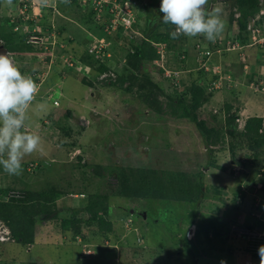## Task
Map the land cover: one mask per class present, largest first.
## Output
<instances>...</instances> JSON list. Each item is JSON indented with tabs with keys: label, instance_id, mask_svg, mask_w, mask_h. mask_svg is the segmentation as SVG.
Returning <instances> with one entry per match:
<instances>
[{
	"label": "rangeland",
	"instance_id": "1",
	"mask_svg": "<svg viewBox=\"0 0 264 264\" xmlns=\"http://www.w3.org/2000/svg\"><path fill=\"white\" fill-rule=\"evenodd\" d=\"M140 1L144 5L146 4V9L153 6V4H155L154 7L157 5L152 18L158 20V17L163 16V13L159 11L161 5L158 2L159 0ZM212 1L213 5H210V7L212 6L211 8L209 7L210 11H213L211 13L216 14L218 10L221 20L224 22L228 21L232 27L235 26L231 21V15H233L234 11V0ZM10 6L12 4L8 5L6 0H4L3 8L6 10ZM73 17L75 20L77 15L74 14ZM2 18L0 14L1 22ZM53 21L56 23L55 15L45 19L47 25H54ZM142 21L144 26L145 19H142ZM85 27L91 29V26L86 24H80L77 30L67 21H63L60 24L61 30L64 29L67 33L72 31L74 37L77 40H83V47L87 48L88 45L92 44V40L87 37V33L84 30ZM117 38L118 36L113 34L112 42L114 46L112 54L114 56L109 62L112 67L110 75L113 79L117 78V71L121 68L119 60L121 59V51L124 50V46L120 44L122 40L119 42ZM199 38L205 39L203 35H198L194 38L187 37L186 51H190L191 55L197 54L192 47H194ZM114 42H118L119 45L114 44ZM46 43L48 48L47 59L41 57L39 60L40 63L46 61V65L41 63V67L45 70L51 68L50 64L58 67L49 73L42 91L41 88L38 89L37 92L39 94L33 100L26 114L29 133L38 135L41 143L38 151L25 156L22 161V174L25 177L34 178L35 176L26 173L24 164H41L43 168L41 174H49L54 171L52 177L50 175L47 176L48 179L51 178L50 183L47 182L46 184L45 182L44 185L52 183L53 186H59L62 190L63 188L67 189L65 186L70 181L73 183L74 174H79L76 166L78 157H82V163L85 162L88 165L90 176L93 168L100 174V176L96 177L99 187L95 188L92 186L91 191H99L102 194L117 193L119 187L110 185L108 182L111 181V183L117 184L118 170H120L119 168H125L122 169L124 171L123 174L128 178L134 173V169H143L149 174L151 171L157 170L158 174L153 179L158 181L170 182L174 178V174L178 172L184 173L187 177L190 176L195 182H197V179L201 181L202 177V181L206 186L207 196L199 205L171 199L155 201L153 202L154 210L149 209L148 203L145 205L146 201L143 199L130 201L114 196L110 202L111 213L109 218L115 226L118 238L113 237L112 241H108V243L111 245L116 244L119 236H124L125 232L128 235L127 240L130 241L129 245L122 243L117 248L112 247L109 249H105L102 245H97L96 248H90L89 256L81 258L78 257V250L75 246L70 247L71 250L69 251H67L65 244H58V248L48 246L59 243L55 240V224H53L51 230L47 229L41 236L40 246H47L34 247L32 254L26 255L25 252L29 249L24 246L23 242L17 241L12 247L18 254L15 256V261H10L5 257L0 264H24V260L32 258L36 253L48 257L45 264H50L48 262L49 259H54V264H58V262L62 264H74V262L75 264H126L127 250L130 251L131 249L133 256L137 259L140 258L138 264H221L222 260L226 261V264H248L246 261L249 258V254L245 249L247 246L244 243V239L240 238L235 229L236 226L240 230L246 227L239 224L241 212L233 208V202L243 196L242 191L247 196L250 195L248 190L254 188V182L258 181L262 169H258L259 164L252 165L249 163L251 158L244 157V159H240L242 163H236L237 165H244L240 173L236 171V175L232 174L231 169L233 166H236L235 169L237 170L240 168L236 164L231 163L230 136L224 132L229 115L226 114L224 109L227 104L234 106L233 113L239 108L238 113L240 116L244 115V118L240 120L237 129L239 131L242 130L246 122L245 118L249 116L247 111H250L253 105L242 104L243 98L241 96L238 98L240 103H236L237 100L233 95L242 94L246 98V93L257 92L259 91L258 88H253L252 85L246 83L240 84L238 80L234 79L235 85L233 88L226 90L231 95L227 99L225 97L224 99L222 98L224 105L213 106L210 104L212 100L208 103L209 105L202 107L198 113L199 119L206 121L208 128L219 130L213 139L205 140L191 120L172 115L166 106H164L166 108L164 113L155 112L147 107L143 99L138 96L142 92L141 88L148 84L146 75H151L152 80L161 83L165 89L169 87L170 81H167L160 70V65H157L156 62H145L142 65L141 73L137 74L132 71L125 79L126 84L121 87L118 85H115L116 87H107L104 85L106 80L103 79L104 76L98 78L95 76L92 79L94 83H97V87L92 91L90 87L77 80L75 74L66 77V79H62L59 76V72L63 71L64 66V57L59 54L62 49L55 50L54 42L52 44ZM3 44L4 41L0 38V54L8 53L5 48H1V46H4ZM127 45L129 47V41ZM59 47L58 45L57 48ZM83 47L74 46L75 52L80 53L84 50ZM73 51L68 47L63 52L71 56ZM52 52L54 53L53 55H48ZM67 54L63 56L66 57ZM83 54L84 51L81 52L82 56ZM81 55L78 56L80 61H82ZM221 58L225 62L230 59H233L232 62L237 61L236 54H224ZM245 61L249 62V57H245ZM188 65L190 66V58ZM257 65L264 66L263 60H260ZM207 66L209 67L211 64H207ZM74 70L75 72L79 71L77 67ZM114 71L115 73H113ZM232 72L235 73L236 71L232 70ZM93 75L94 73L91 74V76ZM260 75L263 77L264 73ZM125 87L130 88L131 91L126 90ZM146 87V93L150 92V96L160 95V92L157 94H155L156 92H151V90L157 91L154 86ZM217 87L222 89L221 93H225L223 80L217 83ZM55 102H58V105H55ZM159 107L158 105L157 108ZM255 112H257L256 106ZM257 113L261 114L262 118L264 109ZM39 125L42 129L41 133L36 132ZM59 140L64 141L66 151H70L71 146L74 147L77 144L72 149L74 154L78 153L77 157L71 158L72 162L70 164L64 162L57 164L52 160V158L57 156L55 151H53L54 145H63V143H58ZM242 154V152H238L237 157ZM261 161H264V155H262ZM219 166L227 170H222L218 168ZM106 167L108 169H105ZM20 177L21 175H14L13 179L17 178L20 181ZM41 179L43 178L41 177ZM22 180L23 183L28 181ZM22 185L16 184V182L11 183L9 186L11 190L9 189L8 192H12V197H17ZM220 192H222V195L224 193L223 197L218 195ZM18 198L14 199L17 200ZM83 201L84 199H76L73 195L64 196L62 202L59 203L62 206L63 215L70 218L72 213L79 209L76 206L77 202ZM150 203L152 204V202ZM59 205L55 213L60 211ZM131 210L134 214H131ZM143 212L148 215V218L141 217ZM89 216L87 212H82L79 215L82 225L86 226L89 224ZM130 220L133 222L132 228L127 229ZM89 225L97 226L96 223L91 222ZM91 230H98V228L91 227ZM176 231H179V234L181 233V236H178V240L174 234ZM235 234L237 237H235ZM15 237L19 239L18 234L14 235L13 240ZM141 237L145 242L140 246ZM186 238H190V244L186 248L191 250V252L180 254V261L178 262L170 259L168 257L170 249H166L162 245L172 243L176 246V242H181L182 246H184ZM67 240H70V237H67ZM241 243L243 244L240 248L237 245ZM7 246L1 244L0 248L5 250ZM142 249H144L143 253H141ZM146 249H149L150 252H146ZM251 258L252 255L250 254Z\"/></svg>",
	"mask_w": 264,
	"mask_h": 264
},
{
	"label": "trees",
	"instance_id": "2",
	"mask_svg": "<svg viewBox=\"0 0 264 264\" xmlns=\"http://www.w3.org/2000/svg\"><path fill=\"white\" fill-rule=\"evenodd\" d=\"M158 2L161 3L162 0H159ZM212 3L213 1L211 0L210 5H213ZM154 5L155 4H153V6L147 9V18L144 21V26L143 21L134 25V30L138 31L139 34H137L135 36V39L129 43V47L127 45V42L129 40L125 37L123 31H117V39L119 40V42H121L122 40V46H124V50L121 51V55L126 59V63H121V71H117V78L113 79V77L109 76L108 79L104 81V85L107 87H116L115 85H118L120 87L123 86L124 84H126L125 79L127 78L128 74H130L132 71H135L137 74L141 73L142 65H144L145 62L154 63V61L159 58V55L157 53V47L153 44V42L167 43L170 52L169 68L164 69L161 67L160 70L164 74L167 81H170L169 87L165 89V87H162L161 83L154 82L152 80L153 78L151 77V75H146V80L148 84H145V86L141 88L142 92H140V95L138 96L143 99V102L146 103L147 107L151 108L155 112L164 113L167 108V110L172 115L191 120L196 125V128L199 130L202 137L205 140H211L214 136H216L219 130L208 128L206 121L199 119L198 113L201 108L204 107L205 104L210 103L215 97V95L220 92V90L216 88L215 84L217 81L220 80L221 77L226 79L228 75L231 74V67L230 65H228V63H221L223 66H220L219 62L215 61L216 58L214 57L215 64L212 68L208 70L207 68L202 66V63H199V58L197 57L198 55H195L193 60L197 64V71L189 75L180 76V78L179 76L175 77L174 74H176L179 69L183 70L186 66V61L189 60V56H187L186 53L187 37L184 35H180L178 39H172L170 33L175 31V26L171 24L157 22V19L152 18V15L155 13L154 9L157 6L156 5L154 7ZM59 8L65 13H68L69 11L78 13L77 16L80 15L78 18L79 22L81 24L91 26V32L96 33L98 31L100 37H107L109 40H112V37L106 31H104V26L102 24H99V22L97 21L96 11L94 10V8H91V13L89 15H84L81 12V3L79 0H70V3H65V0L60 1ZM210 8L209 12H213L212 10L210 11ZM233 8L234 11L233 15H231V21L239 30V37L242 40V44H250L251 32L249 28L258 27L260 26V24L264 25L263 20L257 21V16L259 15V12L264 9V0H234ZM104 16L108 17V15ZM10 26L11 25L0 26V38L4 41L3 48H5L7 52L16 51L18 53H28L31 48L26 44L24 40H17L13 38ZM199 40L203 43L208 42L206 38H199ZM114 44H118V42H114ZM112 46H114L113 42ZM220 50L223 55L227 53H232L227 50L225 45L221 46ZM183 57L185 58L182 59ZM81 59L84 64H87L92 68V74L94 73V75L91 77H77L81 79V82L84 85L90 87L93 91V89L97 87V83H94L92 78H95V76L98 78L102 74H107L112 69L108 67L107 63H105L104 61L102 62L101 60H97L95 58V55L89 54L88 51L84 52ZM240 63L243 66L246 65L241 60ZM63 65V71L61 70L59 72V76H67L66 74L72 73L71 71L75 72L74 69L76 68V65L69 66L65 61H63ZM218 66L222 68L220 73H217ZM56 67L58 66H51L49 71L55 70ZM167 71H170V74L172 76H167ZM29 72L35 83L40 84L42 89V86L46 82L48 76H46L45 81H41L36 77H38L41 74L40 72H43V70L35 68ZM234 78L236 77L234 76ZM150 85L154 86L155 89H157V91L151 90V92H156L155 94L160 92L159 96H150V92L146 93V86L149 87ZM125 89L131 91L130 88L125 87ZM55 103L58 104V102ZM158 105L160 106L159 108H157ZM164 106H166V108ZM233 107V105L227 104L224 109L226 111V114L229 115V118L226 120L224 132H226L230 136L229 149L232 157L231 163H242V160L240 159L248 157V159L251 158L249 163H251L252 165L259 164L258 169H264V161H261V157L262 155H264V118H246L244 127L242 128V130L239 131L237 129L239 127V123L237 124V121L239 119H242L243 117L239 115L238 108L233 113ZM25 128L26 131L29 133L28 127L25 126ZM23 130L24 129H22V131ZM61 141L62 140H59L58 143H61ZM238 152H242L243 154L237 157ZM82 162L83 158L78 157V166L76 167H78L79 174L78 176L74 174L75 178L73 183H71L70 181L65 186L67 187V189L63 188V190H58V193L62 196L75 194H86L88 196V203L86 206L77 209L75 212L72 213L70 218L63 219L61 222V228L63 230V233L65 235H68V237H70V240H68V242L65 238L61 239L60 242H63V244L65 245L66 243H71V245L68 244L67 251L71 250L70 247L75 246L78 250V257L81 258L89 256L87 254L90 253L92 247L96 248L97 245L92 242L95 236L97 237V239H99L98 245L104 246L105 249L112 247L117 248L118 246H120L119 244L111 245L108 243V241H112L113 237L116 239L118 238L116 235L115 226L109 218L111 213V197L115 196L131 201H137L139 199H171L199 205L207 196L206 186L202 181L201 176V181L197 179V182H195L190 178V176L187 177L184 173L178 172L174 174V178L170 180V182L164 180L158 181L156 179H153L154 176H157L158 174L157 170H153L149 174L143 169H134V173H132L128 178L126 177V175L123 174L124 171L122 169L125 168H119L120 170H118L117 184L111 183V181L108 182L110 185H117L119 187L117 193L113 192L111 194H102L99 193V191H91L92 186H94L95 188L99 187L96 177L100 176V174L98 173V171L95 170V168H93L91 169L90 176V171H88L89 169L87 163ZM31 165L34 168L31 174H34L36 173L38 165L27 163L24 164V168L26 169V173H28V167ZM218 168L222 170H227L222 166H219ZM105 169H108V167H106ZM232 174L234 175L235 172H233ZM22 176L23 174H21V177ZM1 191L3 192L4 190ZM20 195L24 198L21 202H18L15 199L13 200L15 202H0V219L6 221H19L21 223L22 228L21 235L19 236V241L26 244L30 241L33 242V228L38 220V216H41L40 220L43 221L44 219H51L53 215L43 210V205L44 207H49L43 204L45 202V198H48H43V195L40 192L34 193L33 191H25L24 194ZM218 195L220 197H223L224 193L222 195V192H220V194ZM243 196H241L240 200H234L233 208H235L236 210H239L240 206L243 204ZM82 212H87L90 215L88 219L89 224L90 222L94 224L96 223L97 226L89 224H87L86 226L82 225V220L79 217ZM143 213L141 214V217L143 216ZM251 214H255V218L262 222L263 227L260 228V230H253L251 227H248L246 225L242 226L246 227L245 229L247 230H252L256 233H263L264 211H261L259 209H255L254 211L253 207ZM91 227H97L98 230H91ZM237 231H240V229H237ZM174 234L177 240L178 236H181V233L179 234V231H176ZM144 242L145 241L141 237L140 246L143 245ZM185 242L186 244H184V246H182L181 242H176V246H174L172 243L164 244L162 246H164V248L166 249H170V251L168 250V257L178 262L180 261V254L191 252V250L187 249L188 245L190 244V238H186ZM244 243L247 246V248H245L247 250V253L249 255L251 254L252 257L260 259L258 249L261 245H264V238L257 235L255 239H251V241H247ZM178 246H180L181 248L179 247V249H177ZM143 250L144 249L141 250V253H143ZM177 252H179V254H177Z\"/></svg>",
	"mask_w": 264,
	"mask_h": 264
},
{
	"label": "clouds",
	"instance_id": "3",
	"mask_svg": "<svg viewBox=\"0 0 264 264\" xmlns=\"http://www.w3.org/2000/svg\"><path fill=\"white\" fill-rule=\"evenodd\" d=\"M1 1L2 0H0V2ZM60 1H62V0H55V1L51 0V4L52 5L55 4L57 6L56 10L53 8H49L48 13L43 12L44 15H43L41 22L39 24V26H41V32L39 33V37L45 38V40L48 43L54 42L55 48H56L55 50H57V49L61 50L62 49L59 54L61 56H63L64 54H67V53L63 52L64 49H66L67 45H64L63 43H61L59 41V35H60V33L64 34V37H67V38H70V36L66 31L61 30L60 24H58L57 22L55 23L53 21L54 25H47L45 23V19L50 18L53 15H55V18L56 17L57 18H63L64 21L66 20L70 24L76 25L77 27L81 23L78 20L79 16H77V18L75 20H73L74 18H72L71 21H69L70 18H68V16L65 13H62L61 9L59 8ZM137 1L141 2L140 0H137ZM6 3L8 5H11V4L14 5L15 9L17 10V4L14 0H6ZM65 3H70V0H65ZM210 3H211V0H162L159 11L161 13H163V16L158 17L157 22H162L164 24H171V25L175 26V31L170 33V36L172 39H178L180 35H184L188 38H194V37H197L198 35H203L208 40V42L203 43L200 40H197V43L192 48H194V50L197 52V54H196V55H198L197 57L198 58L201 57L204 61L206 60V58H204V56H202V54H201L202 51L197 49V45H201L203 48L210 49L212 52V56L209 59V64H211L210 68H212L215 64L213 61L215 59L214 57L223 55L221 50H220L221 46L225 45V47H226L227 46L226 43L228 40H238V41H240L241 44H242V40L239 37V30L236 26H233V27L237 28L233 34L230 31V34L227 37H224L223 39L218 38L223 33V31L225 30L226 24L223 20L220 19L218 10L216 11V14H212L211 12H209ZM141 4L143 5L144 15L138 21V23L142 22V19L147 18L146 4L144 5L142 2H141ZM0 6H1V4H0ZM81 10H82L81 12H83L84 15H89L87 13V11L84 10L82 7H81ZM262 10H264V9H262ZM261 11L259 12V15H260ZM75 14L77 15L78 13H75ZM13 15L14 14L10 15L8 18L9 24H5V25H11L10 28H11V34H12L13 38L17 39V40L18 39L24 40L26 42V44L31 48V50H30L31 52H29V54H32L34 57L37 56L36 58H39V60L41 57H44L45 59H47L45 56H43L44 46L41 45V46L35 47L33 45H30L27 43L28 36L20 35V34H17L15 32L14 29L17 25L16 24L17 22H15L13 20ZM258 16H257V18H258ZM261 20L264 21V18L263 19H257V21H261ZM138 23H136V24H138ZM260 25H262V24H260ZM84 30L87 33V37H89L92 40V44L96 43L97 40H100V39H105V40H107V42H109V46L106 48V50L104 51V54L101 56V58H98L95 54L90 53V51H89L90 45L87 46V49L84 50V52L88 51L89 54L95 55V58L97 60H101L102 62L104 61L105 63H107L109 68H112L110 63L108 62L114 56V54H112V50H113L112 40L111 39L109 40L107 37L97 38L91 32V29L89 27H85ZM134 31L138 33V31H136V30H134ZM116 33H113V34L116 35ZM113 34H109V35L112 37ZM136 35L137 34H134V39H135ZM125 37L129 40V38L127 36H125ZM250 37H251V34H250ZM250 40H251V38H250ZM131 41L129 40V43ZM78 43L82 44V42H78ZM83 43H84V41H83ZM160 43H164V42H160ZM153 44L156 45L158 43L153 42ZM58 45L60 46L59 48H57ZM121 45H122V43H121ZM166 46H167V44H166ZM156 47H157V53L160 57V54H159L160 47L157 45H156ZM246 47H253V46L251 45V42H250V44L243 45L242 49L234 50V51H230V52H240L241 53L240 60L243 61L244 64L248 65V68H249V64H247L246 61L243 60V58H242V55L245 54L243 51ZM167 50L169 51L168 46H167ZM12 52L13 51L9 52L11 55L9 53L0 54V166H3L4 171L8 175H17L18 176V175H21L23 173L22 161H23L24 157L38 151L39 147H40L41 141H40V137L38 135L30 134L26 130L22 131V129H25V121L27 118V116H26L27 111H28L30 105L32 104L33 100L38 96L39 92H37L38 86L35 83V81L33 80V78L31 77V74H28L27 76L23 75L21 73V71L19 70L18 66L15 64L13 58L11 57L14 55L17 58L18 55H21V53L14 51L18 54L17 55V54H14ZM186 53H187V56H190V51H186ZM25 54H28V53H25ZM169 54H170V52H169ZM194 56H195V54H194ZM67 57L68 58H74L75 60L80 62L84 68L89 70V75H84L82 73V71L79 69V66H76L79 69V73L76 74V72H72L69 75L76 74L75 76H89V77L91 76V74L93 72L92 68L90 66H88L87 64H84L82 61H80V58L78 57V55L72 54L70 56L69 54H67ZM245 57H248V56L245 54ZM155 61H154V63H155ZM188 61H186V66L183 70L179 69L176 72V74H174L175 77L179 76V78H180V76L189 75L192 73V72H189L190 66L188 65ZM120 62L123 64L126 63V59L124 57H122V55H121ZM41 63L46 65V62H44V61ZM169 64H170V61L168 62V65ZM219 65L223 66L221 63H219ZM51 66L52 65H50V67ZM220 66H218V67L220 68V70H222V68ZM196 67H197V64H196ZM244 68H245V66H244ZM40 70L45 71L47 73L46 76H48V74L50 72L49 70H45L43 68H41ZM232 70L236 71L235 69H233L231 67V69H230L231 74L228 75V77L226 79L221 77L219 80V81L225 80L224 81V85H225L224 90H230V88L235 85L234 76L237 74V72L233 73ZM247 70L248 69H245V71H247ZM113 73H115V71ZM217 73H219V72H217ZM110 74H111V71L108 72L107 74H102L101 76H104L103 79H108L109 76L112 77ZM170 76H172V75H170ZM263 80H264V76L263 77L261 76L260 79L255 80L254 82L250 83V85H252L253 88H255L256 86L259 87V89H258L259 91H257L256 93L264 94V92L260 91L261 90L260 84H261V81H263ZM44 81H45V79H44ZM219 81L216 82L215 86L221 92L222 89L217 87V83ZM55 105H58V104L55 103ZM207 105H209V104H207ZM243 118L239 119L238 123L240 122V120H243ZM75 146H77V145H75ZM237 166L240 169H238V170L235 169L236 166L235 167L233 166V168L231 169V172L232 173L235 172V175L237 174L236 171L238 173H240V171L243 168L242 165H237ZM29 167H28V174H31V171H29ZM259 178L262 179V182L258 183V185H254V188H253V191L255 194L254 208L259 209L261 211H264V195H263V191H264V169L261 170ZM11 193L12 192H8V191L6 193L0 192V202H5V203L15 202V201H13L14 198L20 197V194L17 197H12ZM8 197H10V198H8ZM45 211H47V213H49L51 215H53L55 213V210L51 211L50 209H47ZM131 214H134V213H131ZM143 217H145V218L147 217V214L145 212L143 214ZM0 221H3L4 223H6V225L9 228L10 236H11L10 242H6V243L0 242V244H9V243L14 242L13 232H12V229L9 225L12 221H6L3 219H0ZM132 223H129V225H127V229L132 228ZM249 231L256 233L255 231L247 230V229H242V230L237 231V232H238L240 238H243L241 236V232L245 233V232H249ZM256 234L258 236L264 238V231H263V233L258 232ZM244 242H246V241L244 240ZM258 254L260 257V264H264V245H261L259 247ZM87 255H90V254H87ZM253 258H255V257H253ZM221 264H226V261L222 260Z\"/></svg>",
	"mask_w": 264,
	"mask_h": 264
},
{
	"label": "crops",
	"instance_id": "4",
	"mask_svg": "<svg viewBox=\"0 0 264 264\" xmlns=\"http://www.w3.org/2000/svg\"><path fill=\"white\" fill-rule=\"evenodd\" d=\"M3 2H4V0H2L0 2V4H1V6H0V14L3 17L1 19L2 22L0 21L1 22L0 26L5 25V24H9V22H8L9 21V19H8L9 16L12 15V14H15V12H16V9H15L14 5L8 7L5 10L3 8ZM61 12L65 13L62 10H61ZM65 14L68 16V18H70L69 21H71V19L74 18L72 15H74L75 13L72 12V11H69L68 13H65ZM55 20H56V22L58 24H61L64 21L63 18H57V17L55 18ZM225 24H226L225 30L223 31V33L218 38H222L223 39L224 37H227L230 34V31H231L232 34L236 31V28L232 27L231 25H229V23L227 21L225 22ZM5 26H7V25H5ZM72 26H73V28L74 27L76 28L75 30L78 29V27L76 25H72ZM68 34H69L70 38L64 37V34L60 33L59 41L61 43H63L64 45H67L66 49H68V47H69L71 49V51L74 50L72 54L78 55V56L81 55V52H83L84 50L87 49V48L83 47L84 43H82V44L78 43V42H83V40H77L76 37H74V34H73L72 31L69 32ZM93 34L97 38H100V35H99L98 31L96 33L93 32ZM74 46H82L84 50L81 51L80 53H76L75 52L76 50L74 49ZM1 48L3 49V46H1ZM263 50L264 49L262 47H260V46L246 47L244 49L243 52L249 57V60H250L249 62L246 61V63L249 64V68H248L247 71H245L244 66L240 63V55H241L240 52H232V53H227L226 54V55H228V54L229 55L236 54V56H237V61L236 62H232L233 59H230L229 61L225 62L224 60H222V58H221L222 56L215 57L216 58L215 60L217 62L223 63V64L224 63H228V65H230V67L235 69L237 74L235 75L236 78H234V79L238 80V82L240 84H245V83L246 84H250V83L254 82L255 80L260 79L261 78L260 74L264 73V66H258L257 65V63L260 62V60H263V63H264V51ZM29 52H31V51H29ZM29 52H28V54L21 53V55H18L16 52L13 51L12 53L17 54L18 57L16 58L14 55L11 56L13 58L15 64L18 66L19 70L21 71V73L23 75H26V76L30 73L29 71H31V70H33L35 68H38V69L42 68L41 67V63L39 62V59L36 58L37 56L32 58L33 55L29 54ZM189 58H190L189 72L197 71L196 64H195V62L193 60L194 54H192V55L190 54ZM110 60L108 62H110ZM77 73H79V71H76V74ZM66 75L67 76H65V75L62 76V79H66V77L70 76L69 74H66ZM76 78H77V80H79L81 82V79H79L77 76H76ZM40 88H41V86H40ZM42 88H43V86H42ZM232 88L233 87H231L230 89H232ZM41 91H42V89H41ZM246 94H247L246 98H244V96L242 94H239L238 96L237 95H233V97L237 100L236 103H240L238 101V98L241 96L243 98V101L241 102L242 104H246V105L247 104H252L253 105V108L250 111H247V114H249V116H246V118L261 117V114H259L257 112H259L260 110L264 109V100H263L264 99V97H263L264 94H260V93H256V92H254V93L251 92V93H246ZM230 95L231 94L226 92V90H225V93L219 92V93H217L215 95V97L213 98V101L210 104L213 105V106H219L218 104H221V106H222V105L225 104V103L222 102V98L224 99V97H225V99H227V98H229ZM255 106L257 108V112H255ZM238 110H239V108H238ZM255 113H257V114H255ZM241 117H244V115L243 116L241 115ZM262 118H264V116H262ZM25 126L29 127V125L27 123V120L25 121ZM36 132H38V133L42 132V129H41L40 125L37 127V131ZM63 142L64 141H61V143H63ZM64 145H65V143H63V145H59V144H55L54 145V150L53 151H55V153L57 154V156L55 158H52L54 163L58 164V163L64 162L66 164H70L72 162L71 158H73L74 156L77 157L78 153L74 154V152L72 151V149H74L73 146H71V150L70 151H66V149L64 148L65 147ZM75 145H77V144H75ZM77 166H78V164H77ZM42 169L43 168H42L41 164H39L38 167H37L36 173L31 174L32 176H35L34 178H27V177H25L23 175L22 177L19 178L20 181H18L17 178L13 179L14 175H8L4 171L3 166H0V192L1 193H6L9 189L11 190V188L9 187L11 185V183H15L16 182V184L22 185V183H23L22 179L28 180L27 182H24L22 186H20V188H22V189L20 190V192L18 191L19 194H24L25 191H33L34 193H39L40 192L43 195V198H45V197L48 198V199L45 198V203H43V204H45V205H47L49 207L47 208V207H44V205H43V207H42L43 210H47V209H50L51 211L52 210H56L58 205H59V203H61L62 200L64 199V196H62L61 194L58 193V190H60L59 186L55 187V186H53L52 183L50 185H44L45 182H46V184H47V182L50 183L51 178L48 179L47 176L50 175V177H52V174L54 173V171L52 173H49V174H41V170ZM75 175L78 176L77 174H75ZM41 177L43 179H45V180L41 179ZM261 182H262V179L259 178L258 181L254 182V185H258V183H261ZM1 190H4V191L2 192ZM242 192L244 193V196H243L244 202L240 206V209H239V211L241 212V218L239 220V224H241V225L247 224L246 226L251 227L253 230H255V229H259L260 230V228L263 227L262 226V222L260 220H258L257 218H255V214H251V212L253 210V207H254V204H255L254 191H253V189L252 190H248V192L250 194L249 196H247L244 191H242ZM263 195H264V191H263ZM73 196L76 199H80V198L84 199L83 202H79V203L77 202V204H76L77 208H82L84 205H86V203H88V200H87L88 196L86 194L73 195ZM111 198H113V197H111ZM23 199L24 198L20 195V197L17 199V201L21 202ZM123 200H125V199H123ZM145 201L146 202L144 204L146 205L148 203L149 209H151V210L153 209L154 210L153 202L162 201V200L149 199V200H145ZM150 202H152V204ZM59 210H60L59 212L53 214L54 219L53 218H51L49 220H45L44 219L42 221V220H40L41 216H38V218H37L38 220L35 223L34 228H33V233H34L33 242L32 241H30V242L27 241L28 243H26V244L23 243L24 246L29 249L28 251H26L28 253L25 252L26 255H31L32 254V249L34 247L40 246V243H41L40 240H41L42 234L47 229L51 230V226H53V224H55L54 225V233L56 235L55 240L58 241L59 243H57L56 245L50 244L48 246H53V247H57L58 248V244H63V242H60V240L61 239H65V238L67 239L68 235H65L63 233V230L61 228V222H62L63 219H66L68 217H65V215H63L62 206H60V205H59ZM254 211H255V208H254ZM147 214H148V211H147ZM147 218H148V215H147ZM9 225H10V227L12 229L13 236L15 234H18L19 236L21 235L22 228H21V223L19 221H12ZM235 229L236 230L238 229L237 226L235 227ZM124 234H125L124 236H121V235L119 236V240L116 241L117 242L116 245H118V244L121 245L122 243H125L126 245L130 244V241L127 240L128 235L125 232H124ZM235 237H237L236 234H235ZM17 241H19V239H17L15 237L14 242L9 243V244H3V245H8V246L6 247L5 250L0 248V262L5 257L8 260H10V261L11 260L15 261V256H17L18 254L13 250L12 247H13L14 244H16ZM92 242H94V244L98 245L99 244V239H97V237L95 236V238L92 240ZM68 244L66 243L65 247L68 248ZM242 244L243 243H241V244H239L237 246L241 247ZM69 245H71V243ZM45 246H47V245H45ZM45 246L42 245L40 247H45ZM128 248H130V247H128ZM106 249H109V248H106ZM127 251L128 252H127V257H126V260H127L126 264H138V261H140V258L137 259V258H135L133 256L132 249L130 251L129 250H127ZM145 251L146 252H150L149 249H146ZM46 258H48V257L47 256H43V255H41L39 253H36V255L32 256V258H28V259L24 260V264L25 263L26 264H45V261L47 260ZM48 262L50 264H54V259L53 260L49 259ZM246 262L248 264H260V259L259 258H253V257L250 259V255H249V258L247 259ZM58 264H62V263L58 262Z\"/></svg>",
	"mask_w": 264,
	"mask_h": 264
},
{
	"label": "built area",
	"instance_id": "5",
	"mask_svg": "<svg viewBox=\"0 0 264 264\" xmlns=\"http://www.w3.org/2000/svg\"><path fill=\"white\" fill-rule=\"evenodd\" d=\"M17 4V10L13 15V20L17 22L15 27V32L20 35L28 36L27 43L37 46H44L43 56L47 57L46 40L45 38L39 37V33L41 32V26H39L41 19L44 13H48L49 8H53L56 10L57 6L55 4H51V0H14ZM55 1V0H54ZM81 3V7L87 11L88 14L91 13V8H94L96 11V18L99 24L104 26V30L108 34L116 33L118 30H123V34L129 38V40L134 39V34H138L134 31V25L138 23V21L143 17V5L141 2L137 0H79ZM44 12V13H43ZM58 12V11H57ZM104 15H108L105 17ZM264 18V10L261 11L260 15L257 19ZM251 32V45L252 46H260L264 48V25H260L258 27H250ZM53 42H50L52 44ZM160 47L159 54L160 57L155 62L157 65L164 69H168V62L170 58L169 51L167 50V46L165 43L156 44ZM226 48L228 51L240 50L243 48V45L238 40H228L226 43ZM55 46V43H54ZM109 46V42L105 39L97 40L96 43H93L89 47V51L92 54H95L98 58L104 54V51ZM197 49L201 50L202 56L206 58L204 61L201 57L198 59L199 63H202V66L210 69L207 64H209V59L212 56V52L210 49L203 48L201 45H197ZM54 53H50L48 55H53ZM42 55V54H41ZM40 55V56H41ZM50 57V56H49ZM64 57L63 60L69 66H79V69L82 71L84 75H89V70L84 68L80 62L75 60L74 58ZM183 57L182 59H184ZM243 60H245V54L242 55ZM46 62V61H44ZM51 65V64H50ZM245 69H248V65H245ZM220 68L217 67V72L220 73ZM41 74L36 77L37 79L43 81L47 75L45 71L40 72ZM167 76L170 75V72L167 71ZM38 89L40 84H37ZM261 92H264V80L261 81ZM258 87V86H256ZM259 89V87H258ZM26 130V128L24 129ZM33 166L29 167V171H33ZM129 223H132L130 220ZM241 236L243 239L247 241H251V239H255L257 236L254 232H241ZM11 241L10 231L6 223L0 221V242L6 243Z\"/></svg>",
	"mask_w": 264,
	"mask_h": 264
},
{
	"label": "water",
	"instance_id": "6",
	"mask_svg": "<svg viewBox=\"0 0 264 264\" xmlns=\"http://www.w3.org/2000/svg\"><path fill=\"white\" fill-rule=\"evenodd\" d=\"M132 213H133V211H132ZM146 216V215H145Z\"/></svg>",
	"mask_w": 264,
	"mask_h": 264
}]
</instances>
